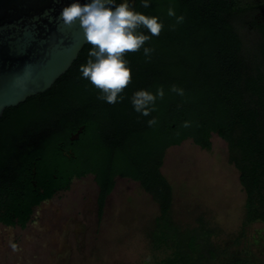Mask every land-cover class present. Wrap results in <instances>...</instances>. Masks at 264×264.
Listing matches in <instances>:
<instances>
[{
  "label": "trees",
  "instance_id": "trees-1",
  "mask_svg": "<svg viewBox=\"0 0 264 264\" xmlns=\"http://www.w3.org/2000/svg\"><path fill=\"white\" fill-rule=\"evenodd\" d=\"M129 3L159 17L163 29L144 45L154 49L150 60L143 49L125 55L132 79L121 102L99 100L100 92L82 78L79 67L92 47L86 44L50 89L3 111L0 224L24 228L35 207L88 174L101 211L118 176L137 182L159 206L155 245L169 254L161 264H251L246 257L219 262L203 221L184 229L173 222L171 186L160 168L168 148L191 140L209 151L217 135L246 194L244 225L264 221V0H149L148 8L143 0ZM170 6L183 23L167 15ZM245 32L255 39L246 40ZM172 85L184 95L171 92ZM161 86L157 110L135 112L132 94H155ZM153 118L157 123L149 127ZM62 149H72V156Z\"/></svg>",
  "mask_w": 264,
  "mask_h": 264
},
{
  "label": "rangeland",
  "instance_id": "rangeland-1",
  "mask_svg": "<svg viewBox=\"0 0 264 264\" xmlns=\"http://www.w3.org/2000/svg\"><path fill=\"white\" fill-rule=\"evenodd\" d=\"M245 37L255 39L251 32ZM210 141L209 151L191 140L165 151L160 172L171 186L173 222L184 229L203 221L219 262L246 257L264 264L263 226L244 225L246 195L227 145L215 134ZM97 198L88 175L36 207L24 228L0 225V264H161L168 258L155 245L159 206L138 183L118 179L101 211Z\"/></svg>",
  "mask_w": 264,
  "mask_h": 264
},
{
  "label": "water",
  "instance_id": "water-1",
  "mask_svg": "<svg viewBox=\"0 0 264 264\" xmlns=\"http://www.w3.org/2000/svg\"><path fill=\"white\" fill-rule=\"evenodd\" d=\"M73 2L90 0H0V117L50 89L87 44L78 22L65 28L57 19Z\"/></svg>",
  "mask_w": 264,
  "mask_h": 264
},
{
  "label": "clouds",
  "instance_id": "clouds-1",
  "mask_svg": "<svg viewBox=\"0 0 264 264\" xmlns=\"http://www.w3.org/2000/svg\"><path fill=\"white\" fill-rule=\"evenodd\" d=\"M142 6L148 8L149 0H143ZM167 15L175 17L177 24L184 21L183 16H176L171 6ZM57 19L65 28H71L78 22L83 41L92 46L88 52L89 58L85 64L80 65L79 72L82 78L88 80L100 92L97 98L108 104L121 102L124 99V90L131 83V69L125 55L143 49L145 57L150 60L154 49L144 45L152 37H158L163 29L159 17L134 11L129 0H121L118 4L116 0H90L83 5L73 2L60 11ZM170 91L184 95V90L176 85H172ZM163 97L162 86L157 88L155 94L138 90L132 94L131 104L135 112L149 116L157 110V98ZM147 123L152 127L156 125L157 120L153 118ZM183 126L189 127L190 124L185 122ZM11 246L14 250L17 247L15 244Z\"/></svg>",
  "mask_w": 264,
  "mask_h": 264
},
{
  "label": "flooded vegetation",
  "instance_id": "flooded-vegetation-1",
  "mask_svg": "<svg viewBox=\"0 0 264 264\" xmlns=\"http://www.w3.org/2000/svg\"><path fill=\"white\" fill-rule=\"evenodd\" d=\"M264 14V13H263ZM217 136V135H216ZM218 137V136H217ZM219 138V137H218ZM223 141V140H222ZM227 145V144H226ZM228 149V148H227ZM63 150V154L65 155V156H68V157H70V156H72V149H68L67 151H64V149H62ZM228 153H229V151H228ZM231 156L232 157H234L235 156V154L234 153H232L231 154ZM230 158V157H229ZM230 162V161H229ZM230 164L236 169V171H237V173H238V182H239V185L241 186V188L244 190V188H243V186L241 185V183H240V180H239V172H238V170H237V168H236V165H235V163L234 162H230ZM88 175H91V174H88ZM88 175H86V176H88ZM86 176H84V177H86ZM92 177H93V180H94V176L93 175H91ZM83 178V177H82ZM118 179H125V178H121V177H118V176H116L115 178H114V186H115V183H116V181L118 180ZM127 181H129V182H131V183H137V182H134V181H132V180H129V179H126ZM74 181V179H72L71 180V183ZM95 182V181H94ZM96 184V183H95ZM97 186V185H96ZM97 189H98V187H97ZM64 191V190H63ZM58 192H60V191H58ZM98 193H99V189H98ZM56 194V193H55ZM54 194V195H55ZM53 195V196H54ZM246 195V194H245ZM45 202V201H44ZM43 203V202H42ZM41 203V204H42ZM40 204V205H41ZM39 205V206H40ZM39 206H37V207H39ZM36 208V207H35ZM34 208V209H35ZM34 209H33V212H32V214H31V217H32V215H33V213H34ZM261 224L262 226H263V228L262 229H264V221H260V222H254V223H250V224H248V225H245L246 227L247 226H251L252 224ZM1 226H4V227H6V228H8L9 226H6V225H4V224H0ZM244 226V227H245Z\"/></svg>",
  "mask_w": 264,
  "mask_h": 264
}]
</instances>
